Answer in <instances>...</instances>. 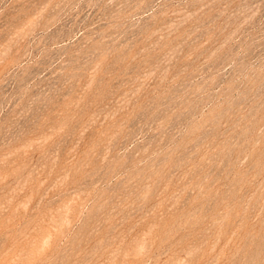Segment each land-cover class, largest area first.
I'll return each mask as SVG.
<instances>
[{"label":"rangeland","instance_id":"rangeland-1","mask_svg":"<svg viewBox=\"0 0 264 264\" xmlns=\"http://www.w3.org/2000/svg\"><path fill=\"white\" fill-rule=\"evenodd\" d=\"M0 264H264V0H0Z\"/></svg>","mask_w":264,"mask_h":264}]
</instances>
